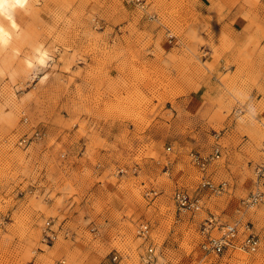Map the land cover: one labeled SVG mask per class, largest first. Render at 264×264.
<instances>
[{
	"label": "rangeland",
	"instance_id": "obj_1",
	"mask_svg": "<svg viewBox=\"0 0 264 264\" xmlns=\"http://www.w3.org/2000/svg\"><path fill=\"white\" fill-rule=\"evenodd\" d=\"M12 13L0 14V264H140L142 222L155 264H264V184L241 205L264 172V0H24ZM215 146L204 169L191 161ZM176 190L202 209L179 212ZM210 215L248 223L258 250L237 249L241 233L205 253Z\"/></svg>",
	"mask_w": 264,
	"mask_h": 264
},
{
	"label": "built area",
	"instance_id": "obj_2",
	"mask_svg": "<svg viewBox=\"0 0 264 264\" xmlns=\"http://www.w3.org/2000/svg\"><path fill=\"white\" fill-rule=\"evenodd\" d=\"M221 150L219 146H215L209 156L203 157L198 153L190 152L191 161L199 168L204 169L206 164L217 160L220 157ZM259 181H257L256 189L247 197L242 199L241 205L244 209H249L260 203L263 199V192L259 189L264 184V172L261 167L257 169ZM216 193H221L226 189V183L220 182L213 184L209 179H205L202 183ZM173 200L179 212H197L202 209L203 202L200 197L192 196L184 190H176L173 193ZM94 229V228H93ZM150 225L148 222H142L137 226L136 234L145 244L146 248L140 257V264H155L157 261L156 247L150 243ZM44 241H52L56 238L55 232L47 228L44 230ZM244 233L243 238L236 245L237 249L242 252H256L260 246V238L251 227L242 224L239 220L222 221L220 218L210 215L204 219L200 226V235L202 238L201 248L205 253H213L216 255L224 253L230 247L234 246L239 235ZM115 255L113 259L115 260ZM64 261H60L62 264Z\"/></svg>",
	"mask_w": 264,
	"mask_h": 264
},
{
	"label": "bare ground",
	"instance_id": "obj_3",
	"mask_svg": "<svg viewBox=\"0 0 264 264\" xmlns=\"http://www.w3.org/2000/svg\"><path fill=\"white\" fill-rule=\"evenodd\" d=\"M23 1H24V0H23ZM15 5H18V4L15 3V0H6V3H5V5H4L3 10H0V14H2V15L5 16V17H7V19H8V18L11 19V18H12V14H13V13H12V10H13V7H14ZM0 28H1V27H0ZM6 35H7V33L3 31V33L0 34V40H3V39L5 38ZM40 60L43 61V60H42V57H41Z\"/></svg>",
	"mask_w": 264,
	"mask_h": 264
},
{
	"label": "snow or ice",
	"instance_id": "obj_4",
	"mask_svg": "<svg viewBox=\"0 0 264 264\" xmlns=\"http://www.w3.org/2000/svg\"><path fill=\"white\" fill-rule=\"evenodd\" d=\"M5 3H6V0H0V10H3ZM15 3L20 6H23V0H15ZM2 33H3V29L0 28V34Z\"/></svg>",
	"mask_w": 264,
	"mask_h": 264
}]
</instances>
